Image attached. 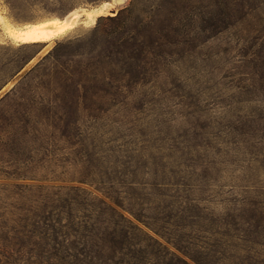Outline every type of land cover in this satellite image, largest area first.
<instances>
[{
  "label": "trees",
  "instance_id": "trees-1",
  "mask_svg": "<svg viewBox=\"0 0 264 264\" xmlns=\"http://www.w3.org/2000/svg\"><path fill=\"white\" fill-rule=\"evenodd\" d=\"M94 31L0 55V264H264V0Z\"/></svg>",
  "mask_w": 264,
  "mask_h": 264
},
{
  "label": "rangeland",
  "instance_id": "rangeland-1",
  "mask_svg": "<svg viewBox=\"0 0 264 264\" xmlns=\"http://www.w3.org/2000/svg\"><path fill=\"white\" fill-rule=\"evenodd\" d=\"M160 2H163V0H27L21 3V7L16 11V16H14L6 2L4 0H0V55H3L8 47L16 50L24 44L16 41L8 34L5 26L6 24L16 27H25L29 24L43 22L54 18L61 20L69 13L73 12V15L76 13L78 15L71 29L50 41L40 42V44L36 47L29 49V51L39 50V52L24 67L21 72V74H24L32 69L45 55H47L55 47L57 42L72 41L73 45L71 49L74 51L80 50L84 47H93L97 40L94 29L100 17L115 16L121 9L132 5V3H134L138 13L151 16V14L155 11L156 5ZM63 8L70 9L63 14L50 13V10ZM91 10L99 11L95 16V20H91L88 16V12ZM146 11H148V13H146ZM0 182L24 183L26 181L0 180ZM27 182L41 183L37 181ZM44 183L58 185L63 183L66 184L67 182L57 180L46 181ZM86 187L94 194L100 195V193L94 188L90 186Z\"/></svg>",
  "mask_w": 264,
  "mask_h": 264
},
{
  "label": "bare ground",
  "instance_id": "bare-ground-1",
  "mask_svg": "<svg viewBox=\"0 0 264 264\" xmlns=\"http://www.w3.org/2000/svg\"><path fill=\"white\" fill-rule=\"evenodd\" d=\"M99 11L91 10L88 16L91 20H95V16ZM74 13V12H73ZM66 17L64 20L57 18L43 22L26 25L25 27H16L6 24L8 34L21 43L47 42L71 29L75 23L77 13Z\"/></svg>",
  "mask_w": 264,
  "mask_h": 264
},
{
  "label": "water",
  "instance_id": "water-1",
  "mask_svg": "<svg viewBox=\"0 0 264 264\" xmlns=\"http://www.w3.org/2000/svg\"><path fill=\"white\" fill-rule=\"evenodd\" d=\"M71 13H69L66 17H68ZM66 17H64L63 19L61 20H64ZM17 81H13V82H10L9 84H7L1 91H0V98L9 90L11 89L15 84H16Z\"/></svg>",
  "mask_w": 264,
  "mask_h": 264
}]
</instances>
